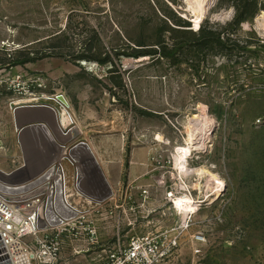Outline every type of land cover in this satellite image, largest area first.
Segmentation results:
<instances>
[{"label":"rangeland","instance_id":"1","mask_svg":"<svg viewBox=\"0 0 264 264\" xmlns=\"http://www.w3.org/2000/svg\"><path fill=\"white\" fill-rule=\"evenodd\" d=\"M192 7L195 0H0L10 34L0 40V67L10 62L13 71L2 72L0 88L31 105L58 107L53 99L63 97V129L122 167L124 188L98 201L74 190L78 167L64 163L80 218L58 264H92L119 231L177 235L188 225L173 264H264V0H205L199 22ZM237 12L247 20L236 24ZM190 136V173L180 174L176 151ZM140 148L152 150L150 172L132 192L127 169ZM13 154L0 153V180L16 186L33 172L7 177L4 165L19 162ZM169 193L193 197L197 211L185 218ZM61 211L76 212L64 203ZM92 227L97 246L86 242ZM197 231L207 239L200 256Z\"/></svg>","mask_w":264,"mask_h":264},{"label":"built area","instance_id":"2","mask_svg":"<svg viewBox=\"0 0 264 264\" xmlns=\"http://www.w3.org/2000/svg\"><path fill=\"white\" fill-rule=\"evenodd\" d=\"M45 84L42 80L38 87L46 88ZM5 90L12 89L7 86ZM26 93L31 92L27 90ZM31 95L35 97L36 94ZM53 100L58 107L38 106L52 108L57 114L68 109L63 97L57 95ZM60 124L62 127L65 124L62 117ZM70 131L68 128L67 133ZM66 161L73 166L79 163L72 153H63L59 162L14 191L5 188L0 180V264H58L66 241L73 237L74 222L80 218L79 210L73 209L67 201V192L70 194L72 191L68 186L69 174L64 167ZM79 174L78 171L74 190L84 193L80 189ZM142 194L147 202L149 191L144 190ZM168 198L174 204V193H169ZM63 203L66 208L76 211L74 215L62 213ZM189 228L190 225L181 227L177 235L161 230L134 237H127L119 231L112 242L99 246L92 264H173L182 247L181 239ZM99 238L95 227L88 229V245L97 246ZM191 241L194 255L200 256L207 242L206 235L197 231L191 236Z\"/></svg>","mask_w":264,"mask_h":264},{"label":"crops","instance_id":"3","mask_svg":"<svg viewBox=\"0 0 264 264\" xmlns=\"http://www.w3.org/2000/svg\"><path fill=\"white\" fill-rule=\"evenodd\" d=\"M9 35L8 29L1 25V42L8 39ZM2 63L0 75L3 74V71L6 75L8 72H13L7 69L10 65L8 62ZM9 97L12 96L5 89L0 88V131L5 130L0 136V142L6 141V147L0 148V153H14L13 155L19 158V162L3 164V171L7 177L17 176L20 178L33 173L27 177L26 181L16 186L5 184V180L1 178L5 188L14 191L36 179L48 167L59 162L63 153H72L78 158L80 189L90 199L105 201L115 195V188H124L121 187L119 178L122 168L118 165L119 161L109 164L101 162V154L97 145L73 133V129L67 133V130L65 131L60 124L59 114L55 113L52 108L31 105V101L26 99L15 101L17 98ZM7 100L10 102L9 104H6ZM61 117L65 124L69 122L65 112H62ZM3 133L5 134L3 135ZM151 154L152 150L149 148L135 149L131 153L127 173L130 181L128 186L132 188V192L140 191V178L150 172L148 160ZM46 160L50 161L43 167H35L36 164L39 165L40 162ZM67 170L69 174L71 169L68 167ZM70 195L73 203L71 204L68 198L67 201L73 208L76 206V200L72 193Z\"/></svg>","mask_w":264,"mask_h":264},{"label":"bare ground","instance_id":"4","mask_svg":"<svg viewBox=\"0 0 264 264\" xmlns=\"http://www.w3.org/2000/svg\"><path fill=\"white\" fill-rule=\"evenodd\" d=\"M198 7L197 8H193L192 7V11L194 12L195 16H196V21L199 22L204 18V12H203V4L205 2V0H195ZM93 64H92V68H93ZM96 66V65H95ZM65 114L68 116V120L70 121V117L67 114L66 111H64ZM204 132V131H203ZM202 132V135H203ZM208 132V131H207ZM201 134V133H200ZM207 136V135H206ZM194 137V136H193ZM193 139V138H192ZM196 139V138H195ZM190 142H188V146L186 147H178L177 148V155H176V159H175V169L178 170L180 172V174H187L190 173V169L187 166V160L188 159V155L192 152L194 146H191V144L195 145L194 142H191V136H190ZM188 140V141H189ZM201 142V141H200ZM204 147V146H203ZM200 148V147H198ZM204 149V148H203ZM200 150V149H199ZM203 174V173H202ZM71 175V174H70ZM211 180L214 182L215 181V177L211 176ZM217 195V194H216ZM67 198L69 200V202L72 204L73 199L71 197V195L69 193H67ZM217 198V197H215ZM212 201V200H211ZM70 204V205H71ZM174 205L179 208L181 211H183L185 218H186V214L193 212L195 213L197 211V205L195 204V200L193 199V197L191 196H184V197H178L174 199ZM72 207V206H71ZM73 209H78V207L76 206V208L73 207Z\"/></svg>","mask_w":264,"mask_h":264},{"label":"trees","instance_id":"5","mask_svg":"<svg viewBox=\"0 0 264 264\" xmlns=\"http://www.w3.org/2000/svg\"><path fill=\"white\" fill-rule=\"evenodd\" d=\"M254 2L256 3L257 2V0H254ZM247 13H240V12H237V16H236V19H235V23L237 24H239V23H242V22H244V21H246L247 20ZM219 40L221 41L222 40V37L220 36L219 37ZM222 42V41H221ZM139 46H145V45H139ZM144 52L143 51H137L136 52V56L137 57H139V56H141L142 54H143ZM157 54V53H156ZM161 55H162V53H161ZM164 56H167L166 54L164 55ZM30 61V60H29ZM28 61V62H29ZM10 63V62H9Z\"/></svg>","mask_w":264,"mask_h":264},{"label":"water","instance_id":"6","mask_svg":"<svg viewBox=\"0 0 264 264\" xmlns=\"http://www.w3.org/2000/svg\"><path fill=\"white\" fill-rule=\"evenodd\" d=\"M40 176V175H39Z\"/></svg>","mask_w":264,"mask_h":264}]
</instances>
